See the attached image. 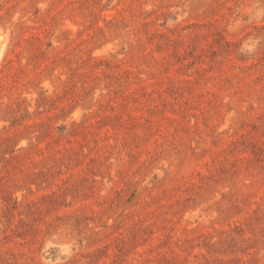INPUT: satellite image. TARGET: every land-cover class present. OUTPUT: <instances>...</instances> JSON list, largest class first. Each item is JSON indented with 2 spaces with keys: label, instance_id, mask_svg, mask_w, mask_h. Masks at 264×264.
I'll use <instances>...</instances> for the list:
<instances>
[{
  "label": "rangeland",
  "instance_id": "1",
  "mask_svg": "<svg viewBox=\"0 0 264 264\" xmlns=\"http://www.w3.org/2000/svg\"><path fill=\"white\" fill-rule=\"evenodd\" d=\"M0 264H264V0H0Z\"/></svg>",
  "mask_w": 264,
  "mask_h": 264
},
{
  "label": "bare ground",
  "instance_id": "2",
  "mask_svg": "<svg viewBox=\"0 0 264 264\" xmlns=\"http://www.w3.org/2000/svg\"><path fill=\"white\" fill-rule=\"evenodd\" d=\"M4 53H5V48L0 44V61Z\"/></svg>",
  "mask_w": 264,
  "mask_h": 264
}]
</instances>
